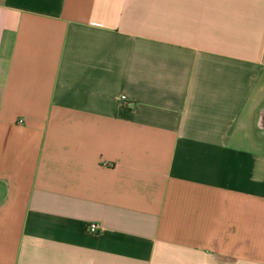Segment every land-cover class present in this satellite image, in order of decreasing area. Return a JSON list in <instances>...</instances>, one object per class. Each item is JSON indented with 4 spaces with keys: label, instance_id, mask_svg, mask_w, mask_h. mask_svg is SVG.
Segmentation results:
<instances>
[{
    "label": "crops",
    "instance_id": "crops-1",
    "mask_svg": "<svg viewBox=\"0 0 264 264\" xmlns=\"http://www.w3.org/2000/svg\"><path fill=\"white\" fill-rule=\"evenodd\" d=\"M0 264H264V0H0Z\"/></svg>",
    "mask_w": 264,
    "mask_h": 264
},
{
    "label": "built area",
    "instance_id": "built-area-1",
    "mask_svg": "<svg viewBox=\"0 0 264 264\" xmlns=\"http://www.w3.org/2000/svg\"><path fill=\"white\" fill-rule=\"evenodd\" d=\"M123 100H125V97H122ZM100 230V227H98L97 225L95 224H92V225H89L88 226V231L90 233H97L98 231Z\"/></svg>",
    "mask_w": 264,
    "mask_h": 264
}]
</instances>
